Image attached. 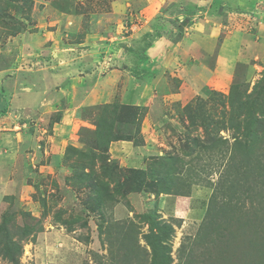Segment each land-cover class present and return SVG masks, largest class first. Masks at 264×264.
Listing matches in <instances>:
<instances>
[{
	"label": "rangeland",
	"instance_id": "rangeland-1",
	"mask_svg": "<svg viewBox=\"0 0 264 264\" xmlns=\"http://www.w3.org/2000/svg\"><path fill=\"white\" fill-rule=\"evenodd\" d=\"M183 1L0 0V36H16L14 44L27 39L33 52L16 61L17 52L12 49L9 57L15 60L0 56V69L11 65L42 70L52 57L55 64L65 62L73 72L68 73L72 89L58 93L63 102L55 108L23 103L18 112L8 106L7 95L4 98L0 225L21 245L16 256L19 264H152L153 258L159 264L169 260L170 264H211L218 256L224 264H264V197L263 203L260 198L254 205L242 197L230 210L228 194L215 189L229 156L239 152L233 145L235 131L224 128L231 126L233 116L242 129L245 121H253V132L260 130L253 137V151L259 149L264 159V21L258 17L264 16V0H245L236 8L235 3L229 4L232 0ZM204 17L212 19V28L202 34L214 43L210 50H190L192 60L205 70L203 79L191 85L189 97L164 100L159 92L176 93L187 83L185 77L180 81L175 75L186 60L194 23ZM233 30L246 33V49H240L239 58L222 79L216 55ZM256 31L262 37L251 43ZM105 43L112 48L103 46L100 57L91 59L86 54L88 48L98 49ZM148 48L154 66L165 59L176 66L156 71L152 80L150 66L148 70L143 64L142 69L137 67L148 59L143 52ZM62 50L66 61L57 54ZM104 53L111 54L115 69L126 66L130 72H116L113 83L95 85L93 77L102 76L101 66L108 64ZM176 53L184 56L182 60L175 59ZM75 57L79 66L67 61ZM139 70L143 75L135 82L146 85L155 96L152 106L162 116L161 121L151 122L153 131L146 125L149 120L143 125L144 106L132 109L121 103L123 77H138ZM48 73H59V69L52 67ZM27 75L30 72H21L19 77L27 79ZM6 76L11 79L1 81ZM3 77L2 93L6 90L2 84L15 80V74L10 71ZM81 83L95 85L98 96L90 106L74 103L80 101L76 88ZM42 91L55 100L58 87ZM61 115L62 122L54 129ZM119 140L137 147L135 157L145 167L123 164L115 145ZM163 224L171 225L173 231L153 255L149 242L156 243ZM151 226H156L154 233ZM19 231H27V236L20 237ZM3 241L0 232V251ZM0 264L12 263L0 252Z\"/></svg>",
	"mask_w": 264,
	"mask_h": 264
},
{
	"label": "crops",
	"instance_id": "crops-1",
	"mask_svg": "<svg viewBox=\"0 0 264 264\" xmlns=\"http://www.w3.org/2000/svg\"><path fill=\"white\" fill-rule=\"evenodd\" d=\"M192 1V0H191ZM245 0H232V2H229V4L232 6V3H235V8L238 7V5H241L242 2ZM180 3H184V1L182 0V2ZM228 4V3H227ZM183 5V4H182ZM200 4H198L199 6ZM243 5V4H242ZM185 6H187V4H185ZM233 7V6H232ZM232 7L228 6V9H233ZM252 8V6H251ZM188 11V10H187ZM190 12V11H188ZM187 12V13H188ZM197 13L203 14V12H201L200 9H196ZM211 12V11H210ZM205 13V12H204ZM168 14V13H167ZM186 15V14H185ZM184 15V16H185ZM264 15V14H263ZM198 16V15H197ZM178 18H181L182 16L178 15ZM189 17V16H186ZM195 18H193L191 21H193L194 19H196V16H194ZM259 17V21H264V16H258ZM206 18V17H204ZM210 18H206L203 21H197L196 23L191 22L192 24H196V28L195 31L193 33V37H192V41L189 40V46L186 44V49H187V54L185 56L186 60L184 61L183 64H179L181 66V68L178 70V73H176L175 77H177L180 81L181 79L183 80V78L185 77V80H187V83H183V85H181L179 88H177V92L175 93H162L163 91L159 92L161 95H163L162 97L164 98V100L168 99L169 97H171V101H175L173 99H177L178 96L181 97H189L190 93L193 92L191 85L194 86L196 83H198L200 80H202L203 78L201 77V75L203 74L204 68H202L203 66H201L200 64H198L197 62H194L192 59V57L190 56V50L194 48L195 50L199 51V50H210L209 45L210 43H214L211 41H206L205 40V36L202 34V32H206L208 28H212V19L211 22L209 21ZM208 21L210 22V24H206L205 22ZM234 32L230 35L231 37L228 38H224L222 41V45L220 47V49H218V53L216 56L217 57V66L219 67V69L217 70V73L222 76V79H225V72H229L231 70V67L233 64H235V62L237 60L236 57L238 56L239 58V54L238 52H240V49H246V46H243V39L245 38V34L246 33H242L239 32L237 30H233ZM230 33V32H229ZM251 43H258L259 37H262L260 35L259 32H253V34H251ZM16 37L14 35H8L7 37L5 36H0V56H2V58H6V59H11V60H15L17 61V58L19 59H25L26 57H29L33 52H31L29 50V47L27 46V42L28 40H23L21 42H19L18 44H14L13 43V38ZM210 38V36H209ZM108 45L103 44L102 46H99L100 48H96L98 46H95L94 48H88L86 51V54H90L92 57H90L91 59L93 58H98L101 56V54H99V52H104L103 50V46L108 47L110 44L107 43ZM250 45V43H247ZM129 45V44H127ZM224 45V48H223ZM257 46H261V44H257ZM13 47V48H12ZM108 48H112V45H110V47ZM127 48L129 50H131L130 46H127ZM12 49L15 50L16 55L14 57H16L14 59L13 56H10L9 51H12ZM101 49V51L99 50ZM123 50L125 48H122ZM261 50V47L259 48ZM99 50V51H98ZM114 50V49H113ZM151 48L145 49V51H143L145 53L144 57L148 58L149 54L151 53ZM131 53V52H130ZM264 54V50L263 52H261ZM58 56L60 60L66 61V57H62L64 54V50L62 51H58ZM106 53H104L103 55H105ZM49 55L52 56L53 52H50L49 49ZM111 54L109 53L108 55L106 54L105 57H108V64L101 66L102 69L104 70V73L102 74V72L100 73L102 76L98 75V79L94 80V77L92 79V82L95 81V85H98L99 83H101L102 85L106 84V81L108 80L109 83H113V77H115V73L116 72H120V71H127L130 72L128 67L125 66L124 70L123 69H115V66H111L112 62L114 61L113 59H111L109 56ZM140 56H142V54H139ZM255 54H253L254 56ZM182 57H184L182 54L180 53H176L175 55V59H180L182 60ZM189 57V59H188ZM230 57V58H229ZM141 57H139L138 59H140ZM71 63H74L75 66H79V58L75 57V58H70L67 59V61H69ZM174 60V59H173ZM239 60V59H238ZM176 61V60H175ZM34 62H32L31 64H33ZM65 63V62H64ZM63 62H60L59 64H55V60L51 57L47 62H46V66L42 67V70H39L38 68H36V70H31V69H22L21 68H16L12 67L11 65H8L7 67H4L2 69H0V79L4 76L5 73H10V71L12 73L15 74V80L9 82H4V89H6L3 93L0 92V116L3 113V109L5 106V95H7L8 97V106L11 108L12 106H15L14 108H17L16 111L20 112V105H23V103H25L27 106L30 105H37L36 107L39 106H46L49 105L48 108H55V105L57 103H62L63 101H61L60 99H58L59 95L58 93H65L67 94V90L72 89V83L73 81H69L68 79V73H73L71 71H69V68H66L65 64ZM68 63V62H66ZM176 62H172V64H170V62H168V60H163L161 63H154L155 66L153 65V62L150 58L145 59V62L142 63L139 66H137L139 69H142L143 67L145 69H147L146 67L150 66L153 70V73L150 74V77L152 80L155 79V72L156 71H162L165 72V70L170 66L171 68H174L176 65H174ZM13 66L15 65V63H12ZM143 64L142 68L141 65ZM148 64V65H145ZM58 65V66H57ZM127 65V64H125ZM58 67L59 69V73H48V69H52V67ZM113 67V68H110ZM149 67V68H150ZM148 68V69H149ZM147 69V70H148ZM30 72L31 75H27L28 78L24 79V77H22V79L19 77V74L25 73L26 72ZM92 72V71H90ZM48 73V76H45V74ZM137 73H140V70L137 71ZM133 74H136V71H133ZM42 75V76H40ZM88 75V74H87ZM137 75V74H136ZM141 75H143V73H140V76L138 77H134L131 76L128 80H127V75L123 77L124 81L123 84L125 86V94L121 99V103L126 104V105H132L135 107H145V115H144V119L142 120L143 125L149 120L150 124L147 122L146 125L147 127H149V131L150 130H154L155 127H153V124L151 123L152 121H156L159 122L161 121V115L158 112V109L156 107H153L152 105L154 104L156 98L155 96L152 95L151 92H149V89L146 88V85L143 84H139L135 81H140V79L142 78ZM145 77V75H144ZM199 77V78H198ZM198 78V79H197ZM9 80L11 79L10 76H6L3 77V80ZM133 79V80H131ZM189 82V83H188ZM184 84H188L187 87L184 86ZM94 84H92L91 86H89V84L87 83V85L81 83L79 84V86H77L76 91H78L79 93L76 92V94H78V96H80V101L76 103V101L74 102L75 104H78V107L81 106H90L92 99H94V97L98 96L97 91L94 92ZM9 86H11V88H9ZM58 87V92L57 95L55 96V100H52L51 98H49L48 96L45 95L44 91H42L43 89H52V87ZM149 86V84H148ZM42 89V90H41ZM179 89V90H178ZM53 92H55L53 90ZM73 92V91H72ZM158 92V91H157ZM156 92V93H157ZM5 93V94H4ZM159 93H157L156 95H158ZM165 94V95H164ZM160 95V96H161ZM10 97V99H9ZM40 98V99H39ZM153 99V100H151ZM42 100V101H41ZM151 101V102H150ZM177 101V100H176ZM149 105V108L147 109V106ZM41 108V107H40ZM66 108V107H65ZM5 111V110H4ZM22 111V110H21ZM44 112H46L44 110ZM61 112L62 114V110L58 111ZM64 113H65V109H64ZM165 114V112H164ZM163 114V116H164ZM63 115V114H62ZM62 115L60 117V120L58 122H55L54 124V129L57 128V126L60 125V123L62 122ZM5 117V116H4ZM142 124V123H141ZM152 137H153V132L149 133ZM116 146H119L118 151L119 153L122 155L123 157V164L125 165H129L130 167L135 166H139L140 168L145 167V164L142 162V159H138L135 157V154L137 155L139 153V151L137 150V147L134 149V147L132 146V144L128 141L125 140H119L117 141V143H115ZM148 145V142H147ZM140 148V147H138ZM146 148V147H145ZM149 148H153L152 146H150ZM161 148V147H159ZM131 150V151H130ZM133 151V152H132ZM142 152H143V148H142ZM131 153H134V156H132ZM145 155V154H143Z\"/></svg>",
	"mask_w": 264,
	"mask_h": 264
},
{
	"label": "trees",
	"instance_id": "trees-1",
	"mask_svg": "<svg viewBox=\"0 0 264 264\" xmlns=\"http://www.w3.org/2000/svg\"><path fill=\"white\" fill-rule=\"evenodd\" d=\"M240 104L242 105V103ZM130 107L135 109V106ZM240 113L242 112L240 111L237 115H240ZM235 120L236 116H233V118L229 121V125L231 126H224V128L231 127L235 131L236 142H234L233 145L235 149L239 148V152L234 150V152H232L229 156L228 161L226 162L224 174L221 180L219 179L218 186L215 188L216 191L221 192L223 195L225 193L228 194L227 197L230 200L229 204H232L230 210H233L234 206L236 208L238 201L242 197L246 198V200H248L252 205L257 202L260 203V198H262L263 203L264 197V188H261V185L264 184V159L261 157L263 153H257L259 149H256V152L253 151L254 142L252 141L253 137H256V133L260 130L253 132L254 129L251 127L255 126L253 121H250L249 123L245 121V127L242 129L237 122L234 123ZM261 130L264 131V125L261 126ZM241 137H244V140L241 141ZM253 158H255V160H253ZM134 171L142 172V170L139 169H134ZM258 184L260 185L258 186ZM162 227L163 228L161 229L160 234L155 236L156 243L149 242V245L153 248V255H156V250L162 247L161 243L165 241V238L169 237L170 233L173 231L172 226L169 224H163ZM154 231H156V226H151V233H154ZM0 232L4 236V241L0 251L2 253V257L7 259L12 264H19L20 262L16 256H20L21 254V245L13 239L11 233L8 234V230L4 224L0 225ZM27 233V231H19L20 237L27 236ZM166 248L167 247H165V249ZM157 261L158 259L153 258L151 263L159 264ZM224 263L225 261L221 260L220 256L214 258L211 262V264ZM163 264H170V260L166 263L163 262Z\"/></svg>",
	"mask_w": 264,
	"mask_h": 264
}]
</instances>
